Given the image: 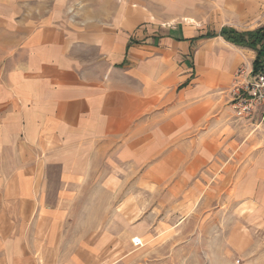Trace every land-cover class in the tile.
Instances as JSON below:
<instances>
[{
    "label": "crops",
    "instance_id": "crops-1",
    "mask_svg": "<svg viewBox=\"0 0 264 264\" xmlns=\"http://www.w3.org/2000/svg\"><path fill=\"white\" fill-rule=\"evenodd\" d=\"M181 17L141 0H0V249L46 264L76 187L111 195L123 185L114 169L138 172L139 185L189 177L209 137L224 146L244 124L250 158L233 186L251 189L264 223V120L234 118L241 61L208 43L248 48L202 38L222 27L198 32Z\"/></svg>",
    "mask_w": 264,
    "mask_h": 264
},
{
    "label": "rangeland",
    "instance_id": "rangeland-1",
    "mask_svg": "<svg viewBox=\"0 0 264 264\" xmlns=\"http://www.w3.org/2000/svg\"><path fill=\"white\" fill-rule=\"evenodd\" d=\"M141 2L158 13L181 15L185 25L183 19L188 17L198 32L223 26L245 31L264 25V0ZM208 45L213 50L222 47L231 57L235 54L241 66L251 65L255 58L254 51L235 50L220 39ZM237 127L224 146L219 138L207 139L208 153L202 158L206 165L189 177L177 170L164 184L139 185L138 172L114 169L110 174L121 176L123 185L113 186L111 195L99 184L76 187L66 201L58 248L44 251L41 260L46 264H264V223L255 217L257 204L245 201L249 187L233 186V179L245 174L241 167L250 158L246 143L252 130L245 124ZM237 163L240 167L233 168ZM107 172L97 170L92 182H99ZM135 237L141 238V245H133ZM21 252L0 249V264H12L13 259L30 264L29 257L19 258Z\"/></svg>",
    "mask_w": 264,
    "mask_h": 264
},
{
    "label": "built area",
    "instance_id": "built-area-1",
    "mask_svg": "<svg viewBox=\"0 0 264 264\" xmlns=\"http://www.w3.org/2000/svg\"><path fill=\"white\" fill-rule=\"evenodd\" d=\"M236 81L231 92L230 107L238 121L251 122L255 116L264 120V66L253 72L251 65L240 66L234 73ZM132 240L134 246L141 243Z\"/></svg>",
    "mask_w": 264,
    "mask_h": 264
},
{
    "label": "trees",
    "instance_id": "trees-1",
    "mask_svg": "<svg viewBox=\"0 0 264 264\" xmlns=\"http://www.w3.org/2000/svg\"><path fill=\"white\" fill-rule=\"evenodd\" d=\"M219 35L225 41L236 46L248 48L255 53L252 61L253 72L259 71L264 66V26L255 28L254 30H236L232 27H222L216 33H207L202 38H209Z\"/></svg>",
    "mask_w": 264,
    "mask_h": 264
},
{
    "label": "bare ground",
    "instance_id": "bare-ground-1",
    "mask_svg": "<svg viewBox=\"0 0 264 264\" xmlns=\"http://www.w3.org/2000/svg\"><path fill=\"white\" fill-rule=\"evenodd\" d=\"M136 239H135V241H139L140 243L142 242V240H141V238H139V237H135Z\"/></svg>",
    "mask_w": 264,
    "mask_h": 264
}]
</instances>
